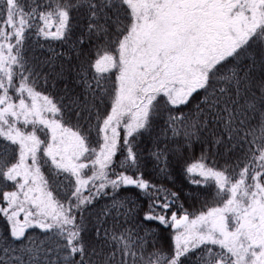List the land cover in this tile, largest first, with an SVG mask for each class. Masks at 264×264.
I'll return each mask as SVG.
<instances>
[{
  "label": "snow or ice",
  "instance_id": "6c2138e0",
  "mask_svg": "<svg viewBox=\"0 0 264 264\" xmlns=\"http://www.w3.org/2000/svg\"><path fill=\"white\" fill-rule=\"evenodd\" d=\"M0 264H264V0H0Z\"/></svg>",
  "mask_w": 264,
  "mask_h": 264
}]
</instances>
